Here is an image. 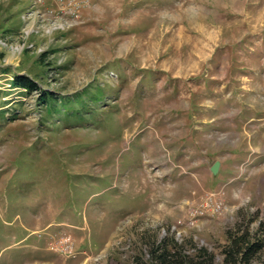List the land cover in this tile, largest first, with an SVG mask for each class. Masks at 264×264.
Returning <instances> with one entry per match:
<instances>
[{"label": "rangeland", "instance_id": "374dc122", "mask_svg": "<svg viewBox=\"0 0 264 264\" xmlns=\"http://www.w3.org/2000/svg\"><path fill=\"white\" fill-rule=\"evenodd\" d=\"M239 229L264 238V0H0V264H224Z\"/></svg>", "mask_w": 264, "mask_h": 264}, {"label": "trees", "instance_id": "16d2710c", "mask_svg": "<svg viewBox=\"0 0 264 264\" xmlns=\"http://www.w3.org/2000/svg\"><path fill=\"white\" fill-rule=\"evenodd\" d=\"M45 54H41V57ZM13 84L18 88H25L29 91L38 89L42 96L40 99L51 113L53 121L64 116L72 106L67 104L64 97H58L52 91L42 90L36 80L25 75L14 77ZM82 94L81 96H83ZM239 231V232H238ZM236 232L227 233L229 243L224 245L222 253L224 255V264H264V258L261 252L264 250V238L256 234L257 231H243L239 229ZM152 245L151 255L153 264H185L187 261L195 259L198 264H204V261L212 262L214 255H207V249L203 246H195L193 254L182 252L183 245L176 244L174 241H163ZM179 254V255H178ZM203 258L204 261H202Z\"/></svg>", "mask_w": 264, "mask_h": 264}, {"label": "water", "instance_id": "95a60500", "mask_svg": "<svg viewBox=\"0 0 264 264\" xmlns=\"http://www.w3.org/2000/svg\"><path fill=\"white\" fill-rule=\"evenodd\" d=\"M219 166H220V161L219 160H216L212 166H211V171L215 174L217 173L218 169H219Z\"/></svg>", "mask_w": 264, "mask_h": 264}]
</instances>
